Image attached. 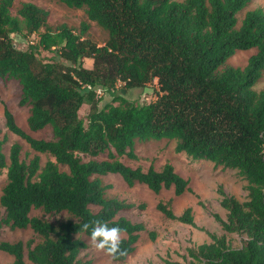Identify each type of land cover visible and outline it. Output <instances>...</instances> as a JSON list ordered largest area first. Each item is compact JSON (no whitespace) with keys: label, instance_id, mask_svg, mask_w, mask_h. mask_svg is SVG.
I'll use <instances>...</instances> for the list:
<instances>
[{"label":"trees","instance_id":"1","mask_svg":"<svg viewBox=\"0 0 264 264\" xmlns=\"http://www.w3.org/2000/svg\"><path fill=\"white\" fill-rule=\"evenodd\" d=\"M60 1L86 9L88 19L108 32L107 43L99 46L85 39L88 25L81 33L67 25L52 30L49 11L23 3L15 16L14 0H0V78L19 82L20 104L30 107L29 128L51 127L53 138L27 134L7 107L6 125L33 151L54 159L44 167L38 155L26 162L21 146L14 144L8 164L0 140V172L7 169L0 233L7 226L31 229L41 238L26 244L3 241L0 250L13 257V264H91L79 259L87 244L78 236L90 238V230L81 226L99 219L125 229L121 247L127 255L118 261L127 260L142 233L152 240L157 234L119 216L147 205L107 198L109 186L100 177L119 175L128 187L144 185L156 195L171 188L176 197L191 192L190 181L171 163L145 171L122 161L139 160L137 142L175 140L177 154L216 169L237 170L248 183L245 202L220 186L227 220L215 215L224 231L247 237L243 246L232 248L226 236L208 234L210 243L188 249L190 264H264V88L254 89L264 77V10L247 11L239 26L238 15L254 0ZM14 34H38L39 40L21 50ZM41 50L54 51L57 58L45 62L39 58ZM251 50L256 52L245 67L220 73L237 52ZM86 59L94 61L92 68L84 66ZM155 80L154 102L137 105L115 95L99 106L98 88L110 94L119 82L129 90ZM87 101L86 123L79 112ZM171 203L159 201L156 209L167 219L197 228L191 207L178 216ZM33 210L67 213L71 219L55 224L31 216Z\"/></svg>","mask_w":264,"mask_h":264},{"label":"rangeland","instance_id":"2","mask_svg":"<svg viewBox=\"0 0 264 264\" xmlns=\"http://www.w3.org/2000/svg\"><path fill=\"white\" fill-rule=\"evenodd\" d=\"M184 1V0H178ZM23 3H33L47 11L50 16L48 26L56 30L62 25H67L76 33H81L83 26L88 25L87 32L83 35L85 39L93 43L104 46L108 39V32L99 26L96 22L88 19L86 9L69 8L60 0H14L11 8L13 15L17 16V11ZM261 8L264 10V0H254L244 11L238 15L239 26L245 13L249 10ZM43 28L41 32H44ZM13 41L18 49L27 50L31 44H36L39 40L38 34L32 36L12 35ZM256 50L239 51L231 57L227 63L220 69V73L226 68L240 67L247 65L248 59ZM39 58L45 62L56 59L54 51L41 50ZM93 60H84L86 68L93 67ZM120 83V82H119ZM118 83L115 91L110 94L105 92L99 104L100 107L112 101L115 95L126 97L130 102L137 105L148 104L157 100L158 84L153 83L144 87L126 89L124 84ZM264 88V77L258 82L254 89L259 92ZM21 86L14 79L3 80L0 78V140L4 143V153L7 157V163H10L9 154L14 144L21 146L22 160L29 162L36 155L41 158V166L44 167L47 161L54 159L49 154L36 153L22 137L11 132L4 116V110L7 107L14 115L16 123L27 134L37 139L50 140L53 138L51 127H46L40 131H32L28 125L30 116V107L22 106ZM90 111V103L87 101L81 108L79 115L87 123V116ZM175 140H162L151 142H137L136 153L139 160H131L128 157L122 158V161L133 168L142 167L145 171L151 165L157 170H161L166 163H171L176 171L185 179L190 181L191 192H186L180 197H176L174 190L164 189L159 195L151 192L144 185H136L133 188L127 186L119 175H107L100 177L104 185L109 186L106 191L107 198H118L137 206L145 203V210L134 208L129 211L120 212L119 216H124L136 223H143L148 231H154L157 234L155 240H152L148 232L141 234L136 250L127 260L112 262L110 257L102 252L95 250L90 242V238L81 235L78 236L86 244L87 248L82 250L79 259L82 262L90 261L91 264H171L180 262L190 264L191 259L188 256V249L199 246L204 243H210L211 237L208 234H215L219 237L226 236L232 248L238 249L243 246L247 240L245 235L228 233L223 230L221 224L215 219L219 215L223 220H227L228 212L222 208L221 196L218 189L221 186L229 196L236 197L239 201L245 202L248 198V183L239 175L237 170L214 168L212 163L193 161L185 154L175 152ZM106 156L99 159H105ZM86 160L88 158H85ZM62 170H67L61 166ZM7 183V169L0 172V198L2 190ZM159 201H172L171 206L176 215H181L185 209L191 207L194 212L197 228L184 225L178 221L170 220L164 217L157 209ZM94 210H97L94 208ZM0 212L5 215V210L0 204ZM33 217H39L51 223H59L71 219L67 213L47 214L42 210H33ZM124 237V236H122ZM29 240L36 243L41 241L31 229H11L5 226L0 233V242H18L25 244ZM13 257L0 250V264H13Z\"/></svg>","mask_w":264,"mask_h":264},{"label":"clouds","instance_id":"3","mask_svg":"<svg viewBox=\"0 0 264 264\" xmlns=\"http://www.w3.org/2000/svg\"><path fill=\"white\" fill-rule=\"evenodd\" d=\"M81 230H90L92 247L110 257L112 262L127 255V249L121 247L125 229L120 226L110 227L107 222L97 219L83 223Z\"/></svg>","mask_w":264,"mask_h":264},{"label":"built area","instance_id":"4","mask_svg":"<svg viewBox=\"0 0 264 264\" xmlns=\"http://www.w3.org/2000/svg\"><path fill=\"white\" fill-rule=\"evenodd\" d=\"M119 84L121 85L122 83L120 82ZM117 86H118V84H117ZM88 89H92V87L88 86ZM96 93H97L98 97H102V95L105 93V91L103 89H101V88H98V89H96Z\"/></svg>","mask_w":264,"mask_h":264}]
</instances>
